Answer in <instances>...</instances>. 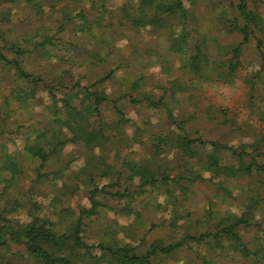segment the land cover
Listing matches in <instances>:
<instances>
[{
	"label": "rangeland",
	"instance_id": "obj_1",
	"mask_svg": "<svg viewBox=\"0 0 264 264\" xmlns=\"http://www.w3.org/2000/svg\"><path fill=\"white\" fill-rule=\"evenodd\" d=\"M129 1L134 0H0V53L17 59L28 75L0 57V228L15 231L37 216L69 231L80 220L79 237L88 248L80 250L78 264H119L101 246L143 255L155 243L176 244L186 235L150 262L264 264V173L230 178L227 192L218 191V178L204 163L211 158L237 164L230 152L193 143V157L186 160L178 147L155 146L160 137L175 139L183 122L194 139L235 147L263 137L264 153V84L258 80L264 71L255 39L242 45L237 69L224 74L232 55L226 46L239 43L241 34L221 25L234 17L240 26L247 21L238 0H182L196 28L186 53L193 54L201 40L208 52L209 67L200 71H192L172 47L174 38L182 44L176 19L135 27L119 8ZM246 1L264 31V0ZM102 3L106 9L99 15ZM95 94L102 100L98 113ZM68 106L80 110L88 129L104 123L109 139L87 148L61 122ZM38 136L47 139L46 160L28 150ZM252 159L264 164V154L242 157L244 164ZM9 160L14 171L5 167ZM144 162L165 171L168 186L140 188L129 169ZM190 169L201 178H181ZM253 195L249 223L233 229L238 243L223 236L220 244L190 238L221 233L225 218L240 216ZM8 243L0 257L35 264L21 244Z\"/></svg>",
	"mask_w": 264,
	"mask_h": 264
},
{
	"label": "trees",
	"instance_id": "obj_2",
	"mask_svg": "<svg viewBox=\"0 0 264 264\" xmlns=\"http://www.w3.org/2000/svg\"><path fill=\"white\" fill-rule=\"evenodd\" d=\"M119 8L122 10L125 19H127L130 24L135 27L146 25H154L158 27L165 26L168 18L173 17L181 25L179 37L181 38L182 44L184 43L182 45L179 44L180 42L174 41L176 38L172 39L173 49L184 55L186 59L185 64L192 71H200L202 68L207 69L209 67L210 61L208 59V52L205 50L206 45L204 40L197 41V43H195L193 54L187 55L186 53L185 45L187 44L188 39L192 37L196 28L194 25L195 16L184 7L182 0H134L123 3V5ZM105 9L106 7L102 3L99 6L98 14L103 15L105 13ZM237 9L239 14L247 20L246 23L240 26L237 23V18L234 17L226 19L221 25V29L225 32H238L241 34V41L239 43L236 45L226 46L227 52L232 54L227 60V73H224L226 76L231 75L232 72L237 69L242 54V45L247 43L250 38L256 40V49L261 56L259 71H264V51L262 49L264 31L261 26L262 19L255 11H249L247 9L246 0H238ZM250 24H252L253 27L250 26ZM254 27L261 33V37L256 36V29H254ZM0 57L7 63H12L23 77L28 76L27 73H24L20 68V64L17 59H5L1 53ZM258 80L264 84V73L259 75ZM101 101L100 97L95 94L93 98L94 112H99L97 106ZM67 109V119H62L63 121L61 122L72 132L73 136L82 139L87 148L89 147L92 149L93 147H90V144L91 146H98L109 139L110 135L103 132L104 123L102 124L99 122L96 130L93 128L88 129V123H84L83 118L80 117L82 113L78 108L68 106ZM119 113L123 116L121 111H119ZM182 123L183 122L177 123V128H180L181 133L176 134L175 139L169 136L163 138L160 137V140L155 145L157 150H160V146L178 147L181 149L183 156L186 157V160H191L193 157L194 151L191 148L193 143H198L200 146L205 147L210 145L212 148H221L230 152V154L236 157L239 161L237 164L222 165L219 164L216 159L213 160L211 158L204 163V166L206 165L208 170H210L211 175L218 178L216 185L218 191L223 190V192H227L226 183L230 178L251 176L252 174L261 175L264 173V164H259L253 159L250 163L244 164L242 160L243 156L250 155L252 153L264 154L260 151L263 137L252 143L241 144L239 147H235L225 143L204 140L200 137L194 139L184 128L181 127ZM117 130H119V127ZM117 135H120V133ZM45 143H47V139H42L41 136H38L35 143L33 142L28 145V150L32 153V155L46 160L48 154L44 148ZM5 167L7 169H12V167L15 168V164L9 160L7 161V164H5ZM129 170L131 178L136 176L139 178L138 186L140 188L147 185H158L159 188L162 186L166 187L168 186V182L171 180L165 171L156 172L155 169L151 168L149 162L136 164L131 163ZM181 176V178H186L189 181H195L201 178L198 173L191 169L188 170L185 175ZM95 192L96 191L91 190V195H94ZM257 196L258 195H253L246 198L247 207L240 216H229L225 218L227 223L220 227L221 233H200L197 236L189 237L199 242L204 240H214L217 244H220V239L223 236L233 242V244L238 243L240 238L233 229L240 223H249L252 206L257 202ZM78 222H80V220H77V225L69 228V231H60L56 228L54 222L36 216L33 217L32 220L24 227L15 231L10 230L8 227H1L0 248L8 247V240H11L21 244L27 254L33 259L35 264H78V260H81L80 256L82 255L80 250L82 248H88L87 244L81 241L79 237L78 232L80 228ZM186 237L188 236L186 235L184 238ZM184 238L182 240H184ZM182 240H180V242ZM180 242L168 246H162L159 243H155L154 245H151V248L143 255H137L131 249L124 247H115L114 249H110L109 247L101 246V248L102 250H110L113 260L117 261L119 264H153L150 262V256L159 251L169 252L180 245ZM0 264L13 263L4 257H0Z\"/></svg>",
	"mask_w": 264,
	"mask_h": 264
}]
</instances>
